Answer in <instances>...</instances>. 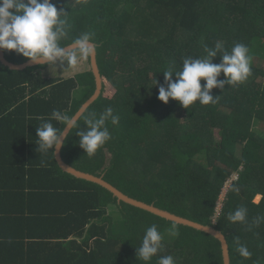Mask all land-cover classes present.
<instances>
[{"label":"trees","instance_id":"16d2710c","mask_svg":"<svg viewBox=\"0 0 264 264\" xmlns=\"http://www.w3.org/2000/svg\"><path fill=\"white\" fill-rule=\"evenodd\" d=\"M53 3L70 12L72 36L91 31L100 45L103 90L83 117L109 107L120 117L118 125L108 122L112 139L94 156L73 135L62 149L65 162L134 199L221 231L231 264H264V221L252 224L264 217V137L254 132L259 122L264 125V66L257 65L264 51V0ZM217 42L228 50L235 43L248 47L247 81L226 85L224 92L213 89L221 95L215 104L187 109L158 99L153 86L157 79L164 83L165 69L179 67L184 57L205 56L204 46ZM4 52L14 64L29 61ZM46 70L12 71L0 62V264H143L136 247L153 224L165 233L161 255H173L176 264H224L214 237L119 203L102 186L64 172L52 153L36 151L41 118L49 119L54 109L76 114L96 90L91 62L69 78L46 77ZM256 197L262 202L253 203ZM239 207L247 208V223L228 220ZM16 221L26 232L8 231ZM172 225L178 235L168 234ZM12 242H21V262ZM238 243L251 258L239 255Z\"/></svg>","mask_w":264,"mask_h":264},{"label":"clouds","instance_id":"9594fccd","mask_svg":"<svg viewBox=\"0 0 264 264\" xmlns=\"http://www.w3.org/2000/svg\"><path fill=\"white\" fill-rule=\"evenodd\" d=\"M69 15L65 7L58 9L53 0H0V49L14 51L42 68L46 66L52 74L67 76L75 73L95 58L100 45L91 31L72 36ZM204 51L205 56L184 57L179 67L170 66L162 72L164 83L160 84L157 79L153 86L159 88V100L168 103L173 99L187 109L197 102L215 104L221 95L214 96L213 89L224 92L226 85L235 86L250 77L252 56L244 43H235L228 50L217 42L214 47L205 45ZM217 57L220 58L219 64L213 62ZM222 74L225 78L219 79ZM83 121L86 129L81 128L78 113L69 115L54 109L51 117L41 118L36 127V151L43 156L52 153L56 158L65 143L75 135L86 155L94 156L112 139L108 122L118 125L120 117L109 107L98 116L95 113L84 116ZM227 218L233 223H247V209L239 207ZM262 221L264 217L258 216L252 224L258 227ZM168 234L178 235L177 226L172 225ZM164 241L165 233L157 225L148 227L136 247L137 259L143 264H151L155 257L157 264H176L173 255H161L165 251ZM237 251L242 258L252 256L245 244L238 243Z\"/></svg>","mask_w":264,"mask_h":264},{"label":"water","instance_id":"95a60500","mask_svg":"<svg viewBox=\"0 0 264 264\" xmlns=\"http://www.w3.org/2000/svg\"><path fill=\"white\" fill-rule=\"evenodd\" d=\"M0 62L5 67L9 68L12 71H25L28 68L39 66V65L32 64L30 61L23 63V64H20V65L14 64V63L7 60V58L5 56V52L2 49H0ZM91 68H92V72L94 74L95 81H96V91H95V94L88 101H86L85 104H83L82 108L77 112L81 116V118L86 113V111L89 109V107L100 97L102 89H103V78L101 76L100 69L98 66L97 54H96L95 58L91 61ZM62 149L59 151V153L56 157V161H57L59 167L64 172H66V173H68V174H70V175H72L78 179L93 182L95 184L102 186L103 188L110 191L114 195V197H116L118 199L119 203L124 202L128 205H131V206L136 207L138 209L152 213V214H154L160 218H163L167 221L173 222L177 225L186 226V227L195 229L197 231L206 233V234L214 237L221 244L224 264H231V255H230L229 243H228L227 237L221 231L215 229L214 227L206 226V225H203L201 223L195 222L193 220L187 219L185 217L173 214L169 211L160 209L153 204H147L145 202L134 199V198L126 195L125 193H123L121 190H119L118 188H116L115 186L110 184L109 182H107L103 177H97V176L92 175L90 173H86V172L77 170L76 168H74L73 166H71L65 162V160L63 159V156H62Z\"/></svg>","mask_w":264,"mask_h":264},{"label":"rangeland","instance_id":"374dc122","mask_svg":"<svg viewBox=\"0 0 264 264\" xmlns=\"http://www.w3.org/2000/svg\"><path fill=\"white\" fill-rule=\"evenodd\" d=\"M259 53H260V55H261V58H262V60L261 61H257V65H259V66H264V51H262V50H259ZM28 62V61H27ZM26 63V62H25ZM18 65H20V64H18ZM33 68V67H32ZM29 69V68H28ZM83 69V68H82ZM27 70V69H26ZM78 71V70H77ZM77 71L75 72V73H71V74H69V75H67V76H62V75H60V74H57V73H51V71L50 70H46V72H45V74H46V77H49V78H51V77H59V78H69V77H74L75 75H76V73H77ZM103 90V89H102ZM96 91V90H95ZM102 93V92H101ZM95 94V93H94ZM216 132H219V133H221V131L219 130V131H216ZM254 132H258V137H261V136H263L264 137V125L262 124V123H260L259 122V124L258 125H256L255 127H254ZM237 179V177L236 176H233L232 177V179H230L229 180V182H228V184L224 187V189H223V193H222V196H221V203H220V205H219V209H221L222 208V206H223V204H222V201L225 199V197H226V194L228 193V190H229V188H230V185H231V183L234 181V180H236ZM262 202V197H256L255 199H254V201H253V203H255V204H259V203H261ZM244 208H246V207H244ZM247 209V208H246Z\"/></svg>","mask_w":264,"mask_h":264},{"label":"crops","instance_id":"0c3cea01","mask_svg":"<svg viewBox=\"0 0 264 264\" xmlns=\"http://www.w3.org/2000/svg\"><path fill=\"white\" fill-rule=\"evenodd\" d=\"M6 228L8 229V231H11V232H14V233L26 232V225H22V224L18 223V221H16L15 223H12L11 225H8ZM43 228L46 229V225ZM19 245H21V242H12V246L11 247H12L13 251H15V249L19 248ZM15 246H16V248H15ZM19 250L20 249L16 250V259H17L18 262H21L23 257H22V255H21Z\"/></svg>","mask_w":264,"mask_h":264}]
</instances>
